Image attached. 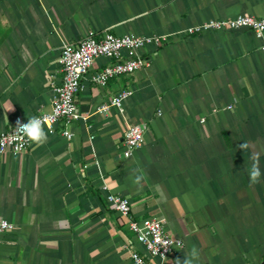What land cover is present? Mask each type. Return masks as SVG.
Masks as SVG:
<instances>
[{"label":"crops","instance_id":"0c3cea01","mask_svg":"<svg viewBox=\"0 0 264 264\" xmlns=\"http://www.w3.org/2000/svg\"><path fill=\"white\" fill-rule=\"evenodd\" d=\"M239 14L264 17V0H0V130L51 110L65 43L89 30L165 37L142 49L149 66L105 86L92 75L111 60L96 59L71 139L60 123L42 146L0 155V217L15 225L0 264H132L127 243L142 245L109 192L129 199L130 217L162 219L183 239L162 264L193 248V264H264V175L250 185L244 171L256 156L264 174L261 40L249 28L186 33ZM128 87L122 110H97ZM135 123L145 140L126 158Z\"/></svg>","mask_w":264,"mask_h":264},{"label":"built area","instance_id":"2783aa9c","mask_svg":"<svg viewBox=\"0 0 264 264\" xmlns=\"http://www.w3.org/2000/svg\"><path fill=\"white\" fill-rule=\"evenodd\" d=\"M240 28L251 29L261 40V49L264 52V17L239 14L210 19L188 27L186 33ZM164 39L165 37L159 35L147 36L132 32L120 35L109 31L99 33L96 30H89L79 43H65L59 59L63 67V80L60 84L53 85L55 98L52 108L49 111H40L35 116L43 118L44 127L51 133L56 131L58 124L63 123V135L71 139L73 133L67 126L72 121L82 118L77 106V95L82 90L85 75L91 70L96 59L105 57L111 60L108 65L92 75L94 82L105 86L111 77L134 73L149 66L151 61L143 55L142 49L151 44L161 45ZM132 93L131 88H125L101 103L97 110L102 113H108L113 107L122 110L124 99ZM18 119L27 122L22 115H17L15 123L9 129L0 130V155L8 152L19 154L31 146L32 143L22 139L14 129ZM144 140L145 125L142 123L129 125L123 139L124 156L131 157L135 149L143 145ZM103 187L108 189L107 184ZM106 199L115 210L129 217V228L134 231L138 244L142 245V249H139L134 243H127L132 264H162L177 247L184 246L182 238L174 237L167 231L164 220L155 217L136 220L130 217L131 204L127 197L109 192ZM14 227V223L9 219L0 217V237Z\"/></svg>","mask_w":264,"mask_h":264},{"label":"clouds","instance_id":"9594fccd","mask_svg":"<svg viewBox=\"0 0 264 264\" xmlns=\"http://www.w3.org/2000/svg\"><path fill=\"white\" fill-rule=\"evenodd\" d=\"M16 133L28 142H31L37 146H42L47 142L48 136L45 131L43 118L40 116L28 117L27 122L17 120L15 126ZM241 149L247 147L242 144L239 146ZM252 163L249 167L245 168L244 171L248 173L250 185H255L261 182L262 172L259 168L258 158L253 156L251 158ZM198 257L197 249L193 248L191 252V258L185 257L183 261L177 259L176 264H193V259Z\"/></svg>","mask_w":264,"mask_h":264}]
</instances>
